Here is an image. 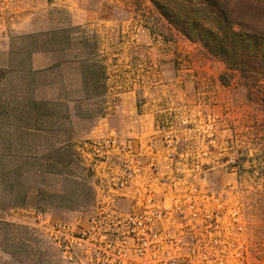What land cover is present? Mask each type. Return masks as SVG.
<instances>
[{"label": "rangeland", "instance_id": "374dc122", "mask_svg": "<svg viewBox=\"0 0 264 264\" xmlns=\"http://www.w3.org/2000/svg\"><path fill=\"white\" fill-rule=\"evenodd\" d=\"M246 85L149 0H17L0 24V264H66L33 212L86 217L84 144L158 124L210 136L202 184L240 209L244 264H264V82Z\"/></svg>", "mask_w": 264, "mask_h": 264}, {"label": "built area", "instance_id": "2783aa9c", "mask_svg": "<svg viewBox=\"0 0 264 264\" xmlns=\"http://www.w3.org/2000/svg\"><path fill=\"white\" fill-rule=\"evenodd\" d=\"M17 0H0V24ZM173 125L146 137L115 130L81 148L94 201L73 221L33 212L36 228L66 264H244L242 214L202 184L211 149Z\"/></svg>", "mask_w": 264, "mask_h": 264}, {"label": "trees", "instance_id": "16d2710c", "mask_svg": "<svg viewBox=\"0 0 264 264\" xmlns=\"http://www.w3.org/2000/svg\"><path fill=\"white\" fill-rule=\"evenodd\" d=\"M149 1L169 25L239 74L246 86L264 82V0ZM100 79H106L105 71ZM97 81L91 77L92 83ZM257 179H264V171Z\"/></svg>", "mask_w": 264, "mask_h": 264}]
</instances>
